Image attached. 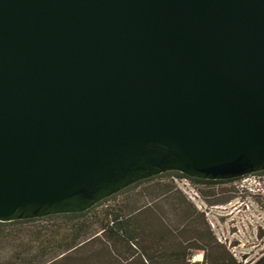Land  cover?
Here are the masks:
<instances>
[{"label": "water", "instance_id": "95a60500", "mask_svg": "<svg viewBox=\"0 0 264 264\" xmlns=\"http://www.w3.org/2000/svg\"><path fill=\"white\" fill-rule=\"evenodd\" d=\"M166 171H264V0H0V221Z\"/></svg>", "mask_w": 264, "mask_h": 264}, {"label": "trees", "instance_id": "16d2710c", "mask_svg": "<svg viewBox=\"0 0 264 264\" xmlns=\"http://www.w3.org/2000/svg\"><path fill=\"white\" fill-rule=\"evenodd\" d=\"M183 177L212 182L166 171L83 212L0 221V264H240L178 187ZM196 252L202 261L190 262Z\"/></svg>", "mask_w": 264, "mask_h": 264}, {"label": "built area", "instance_id": "2783aa9c", "mask_svg": "<svg viewBox=\"0 0 264 264\" xmlns=\"http://www.w3.org/2000/svg\"><path fill=\"white\" fill-rule=\"evenodd\" d=\"M176 181L237 262L255 264L264 256V171L210 183Z\"/></svg>", "mask_w": 264, "mask_h": 264}, {"label": "crops", "instance_id": "0c3cea01", "mask_svg": "<svg viewBox=\"0 0 264 264\" xmlns=\"http://www.w3.org/2000/svg\"><path fill=\"white\" fill-rule=\"evenodd\" d=\"M203 259V253L202 252H197L192 256L191 262H201Z\"/></svg>", "mask_w": 264, "mask_h": 264}, {"label": "rangeland", "instance_id": "374dc122", "mask_svg": "<svg viewBox=\"0 0 264 264\" xmlns=\"http://www.w3.org/2000/svg\"><path fill=\"white\" fill-rule=\"evenodd\" d=\"M196 253H197V252H196ZM196 253H194V254H196ZM194 254H193V255H194ZM193 255H192V256H193ZM191 259H192V257H191ZM191 259H190V262H191Z\"/></svg>", "mask_w": 264, "mask_h": 264}]
</instances>
